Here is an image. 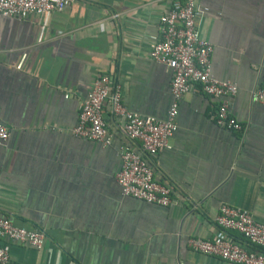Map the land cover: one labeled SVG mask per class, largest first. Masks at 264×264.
I'll return each mask as SVG.
<instances>
[{"label":"crops","instance_id":"0c3cea01","mask_svg":"<svg viewBox=\"0 0 264 264\" xmlns=\"http://www.w3.org/2000/svg\"><path fill=\"white\" fill-rule=\"evenodd\" d=\"M207 14L211 74L236 84L229 111L243 126L214 122L218 101L199 88L180 102L169 149L149 156L176 202L168 208L123 197L116 182L122 123L103 147L72 134L81 102L103 75L115 78L130 111L165 120L172 74L149 59L171 0H79L26 20L0 16V215L41 230V250L0 240L13 264H230L191 250V238L251 245L215 224L221 205L264 224V104L251 99L264 78V0H197Z\"/></svg>","mask_w":264,"mask_h":264},{"label":"built area","instance_id":"2783aa9c","mask_svg":"<svg viewBox=\"0 0 264 264\" xmlns=\"http://www.w3.org/2000/svg\"><path fill=\"white\" fill-rule=\"evenodd\" d=\"M79 0H0V16L26 20L30 17H47L53 12H63ZM207 9L197 0H171L169 9L158 20L159 39L149 51V59L164 66L172 74L171 105L165 120L142 116L126 108L121 100V87L115 78L98 77L92 91L81 102L78 122L72 130L75 137L111 146L113 132L103 119V106L110 105L111 115L122 123L119 131L126 139L120 147L121 169L116 182L123 197L134 198L150 205L168 208L176 202L172 189L156 179L148 157L169 149V140L177 130V116L181 100L197 88L218 101L214 122L227 131L242 132L229 111V99L237 94L236 84L215 79L211 74L213 46L200 34V24ZM255 103L264 104V78L261 86L252 92ZM10 137L8 128L0 123V144ZM215 224L222 230L239 233L259 251L245 249L239 244L216 237L212 240L191 238V250L219 258L230 264H264V224L253 220L251 214L228 205L219 207ZM0 239L41 250L45 234L41 230L15 227L12 221L0 215ZM261 250V251H260ZM0 264H13L8 250L0 246Z\"/></svg>","mask_w":264,"mask_h":264},{"label":"trees","instance_id":"16d2710c","mask_svg":"<svg viewBox=\"0 0 264 264\" xmlns=\"http://www.w3.org/2000/svg\"><path fill=\"white\" fill-rule=\"evenodd\" d=\"M0 240H4V239H0ZM252 247V249H250V250H253V251H259L257 248H255V247H253V246H251ZM261 251V250H260Z\"/></svg>","mask_w":264,"mask_h":264}]
</instances>
